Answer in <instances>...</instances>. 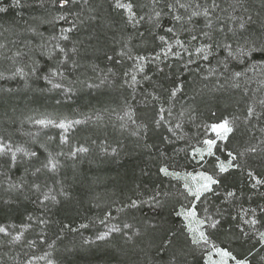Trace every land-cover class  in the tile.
Instances as JSON below:
<instances>
[{"label": "trees", "instance_id": "16d2710c", "mask_svg": "<svg viewBox=\"0 0 264 264\" xmlns=\"http://www.w3.org/2000/svg\"><path fill=\"white\" fill-rule=\"evenodd\" d=\"M120 2L134 18L116 0H0V225L27 226L21 243L0 235V264L47 246L55 264H204L178 214L188 204L219 221L213 241L264 264V183L253 187L264 181V0ZM222 118L234 130L216 158L231 152L239 167L215 169L219 183L196 200L160 170L197 166ZM39 119L55 124L34 132Z\"/></svg>", "mask_w": 264, "mask_h": 264}, {"label": "rangeland", "instance_id": "374dc122", "mask_svg": "<svg viewBox=\"0 0 264 264\" xmlns=\"http://www.w3.org/2000/svg\"><path fill=\"white\" fill-rule=\"evenodd\" d=\"M123 10L127 14H129V12L127 10H125V9H123ZM63 34H61V36ZM135 60H134V63H135ZM138 67H139V72H140L141 69H143V65H141V67H140L139 64L135 63V68H138ZM137 71H138V69H137ZM137 71L131 72V75L132 76L138 75V73H136ZM131 81L133 82V79L132 78H131ZM51 85L52 86H55L57 84L56 83H53ZM127 114H124L123 113L119 118H123V117L125 118V117H127ZM223 119H228V120L232 121L229 118H222V119H219L217 121H214V122L210 123L209 126H208V128H207V130H206V132H205V134L203 135L202 142L199 144V146H197V148L195 147L196 150L199 149L204 154V158H203V160H201L200 154L197 153V151H196V154L198 155L197 159L200 161L199 164L197 163L198 164L197 166H195L193 168H190V169H185V170H171V171H169L170 173H176V174H178V175H170V176L172 178L176 179L177 181H179L182 184V188H184L185 190H186L185 184H187L190 187H192L193 189H195L196 187H198L200 184L203 183V180L198 175L199 173H202L203 172V173H206L208 175H212L214 178H216L213 173H214L215 169H219L217 167L218 162H223L225 165H227L228 161L217 160L216 155H215V150H214L216 146H222V144H223L224 141L217 140L216 146L213 148V152H214L215 157H212V156H208L207 155V145L204 143L205 140H208V139H216V134L211 130V127L210 126L213 123H218V122H220ZM40 120L43 121L42 119H39V121ZM50 122H51L50 123L51 125H54L55 124V123H53L54 121H52V120ZM69 122L68 121H67V123L66 122L65 123L61 122V123H63L65 125V127H63V129L65 131H66V128L68 126L70 127V123ZM46 124H49V123H46ZM46 124L45 123H43V124L42 123H38V120H36L35 126L33 127L34 130H35L34 132H38V130L41 128L40 125H44L45 126ZM57 126H59V124ZM9 144L10 143L8 142L7 139L0 138V152L3 151L4 148L6 149ZM17 149H20V148H16L15 150H17ZM9 150H10V148H9ZM24 151L25 150L21 147V149H20L19 152H24ZM76 151H77V149L74 148L73 152H76ZM14 154H16V153H14ZM12 157H13V154H12ZM209 157L213 158V164L209 163V160H208ZM50 168H51V166H50ZM45 189H46L45 191H42V195L45 197L44 199H48L47 196H49V194H51L50 193L51 190L48 189L47 187ZM192 207L193 206L190 205V204L185 205L183 208L180 209L179 212L180 213L181 212H187ZM181 216H182V218H183V220H184V222L186 224L187 230L190 233L191 237H193V235H197L198 236V233H193V232H190L189 231V223H190V221H191V227L193 229H196V228L200 227V226H198L196 224V222H195L196 220H204L205 221V224L200 229V230L204 231L205 234L208 236V242L207 243H204V242H201L200 243V246L206 251L205 258H204V264H223L224 261H226V264H235V261L234 260H232L231 258H222L221 255L216 251V249L219 248V249L227 250V251L231 252L228 248H226L224 246H220L219 244H217L209 236L208 231L211 228L208 226V224L212 220H210V219L208 220L204 216V214L199 213V211L197 209H196V217L195 218H189V220H186L183 215H181ZM250 219L253 220L254 217L251 218V215H250L249 216V220ZM0 226L4 227L6 229V232L5 233H0L1 237L7 236V235H11L10 243L17 244V243H21L22 242L23 237H24V233L26 232L27 226H25L24 224H18V225H16L14 227L13 224H11V223H9L8 226H6V225H0ZM104 229L106 230V232H110L111 229H112V227H110L108 225ZM262 232H264V231H261L260 233H262ZM260 233L258 234L259 235V239H260ZM16 236H19L20 239L19 240L14 239V237H16ZM31 245H32V242H31ZM261 245L264 246V242H261ZM47 248H49V247L47 246ZM47 248H46L47 251L41 252L40 254L39 253L38 254H35L33 257H30L28 260H26L23 264H55V262L52 259V255H51L52 253L50 251H48ZM233 256H235V255H233ZM235 257L237 259H240V260L246 259L247 262H248V264H258V263H252V262H250L247 259V257H244V258H238L237 256H235Z\"/></svg>", "mask_w": 264, "mask_h": 264}, {"label": "snow or ice", "instance_id": "6c2138e0", "mask_svg": "<svg viewBox=\"0 0 264 264\" xmlns=\"http://www.w3.org/2000/svg\"><path fill=\"white\" fill-rule=\"evenodd\" d=\"M14 2L16 4H19L20 0H14ZM69 2H75V0H60V5H61V7H63L65 5H67ZM115 6L117 8L127 10L129 12V19L134 18L135 14L132 12L133 5L131 3L125 4V3H121L120 0H116ZM181 7H183V5H181ZM212 7L213 8L219 7V5H217L215 3V0H213V2H212ZM0 11H3V9H0ZM201 14L204 15L206 18L210 16L209 10L207 8L204 9L203 13L193 12L192 16H198ZM158 15H159V13H157V16ZM61 19H63V17H61ZM175 19L177 21H179L181 18L179 16H176ZM206 26L211 27V21L210 20ZM244 26H245L244 23L240 24L241 28H244ZM168 31H172V29H168ZM205 35H207V33H205ZM64 39H68V37L65 36ZM161 39H163V37H161ZM192 39H196V37L193 36ZM176 43L181 44V46H183L182 42L180 40H177ZM210 47H211L210 45H205L202 48H198L197 52L206 51V50L210 49ZM60 51L63 52L64 50L61 48ZM141 59H143V58H141ZM204 59H207V55L204 56ZM236 75L239 76L240 73H236ZM132 79H133V81H135L134 76ZM55 86L59 87V85H55ZM177 91H179V89H173L172 96H175ZM261 103H264V101H262ZM254 115H257V114L255 113L254 109L250 107L248 109V117H252ZM38 123L43 124L45 122L44 121H38ZM49 123H51V122L49 121ZM76 123H79V121H77ZM59 127L63 128V127H65V125L63 123H61L59 125ZM210 127H211V130L216 134V139H208V140H205L204 143L207 145V155L213 156L214 155L213 148L216 146L217 140H220V141L228 140L229 134H231L234 129H233V122L228 120V119H223L218 123H213ZM17 151H20V149H17ZM79 151H87V149L80 148ZM196 151H197V153L200 154L201 160H203V158H204L203 152H201V150H199V149H197ZM248 151L255 153L257 151V149L255 147H251L248 149ZM31 155L35 156L36 153H32ZM228 156L231 159L228 161L227 165H225L223 162H218V164H217V167L219 168L220 173H224V172L228 171V169L231 167H239V165H236L233 163V161H235V159H236V156H234L233 153H231V152L228 153ZM13 159H15V154H13ZM218 159L219 158H217V160ZM49 166H51V169L54 170L56 168V163L52 159H49L48 164L44 165V167H49ZM37 171H39V169H37ZM160 171L163 172L165 175H178L176 173H170L166 168H162ZM198 175L203 180V183L200 184L198 187L193 189L189 185L185 184V188H186L188 194L193 196L196 200H199L202 196L205 195V193L211 192L213 190L212 186L219 183V180L215 179L212 175H208V174L203 173V172L199 173ZM252 175L253 174L251 172H249V176L252 177ZM262 183H264V181L256 180V184H254L253 187H256L257 185H260ZM228 195L232 196V195H234V193L229 192ZM262 211H264V209H262ZM178 214L183 215L186 220H189V218H195L196 217V209L193 206L189 211L181 212ZM195 222L200 227L193 229L191 227V221L189 223V231L193 232V233H198V236L193 235L192 243L193 244H200L201 242L207 243L208 242V236L205 234L204 231L200 230L201 227L205 224V221L204 220H196ZM245 222L253 224V225L255 223H257L256 220L245 221ZM218 224H219V221H211L208 224V226L210 228H216ZM125 227H127V225H125ZM5 232H6V229L4 227L0 226V233H5ZM100 238L102 239L103 237H100ZM14 239L19 240L20 237L16 236V237H14ZM260 240H261V242H264V232L260 233ZM216 251L221 255L222 258H231L232 260H234L235 264H248L246 259H244V260L237 259L235 256L232 255L231 252H229L227 250H222V249L217 248ZM223 264H226V261H224Z\"/></svg>", "mask_w": 264, "mask_h": 264}]
</instances>
